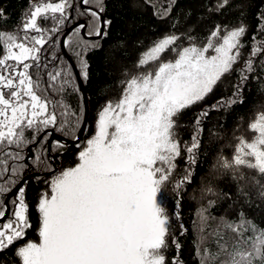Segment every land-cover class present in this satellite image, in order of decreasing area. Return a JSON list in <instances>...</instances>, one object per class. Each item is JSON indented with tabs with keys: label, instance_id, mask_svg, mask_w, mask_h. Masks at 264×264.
Segmentation results:
<instances>
[{
	"label": "snow or ice",
	"instance_id": "1",
	"mask_svg": "<svg viewBox=\"0 0 264 264\" xmlns=\"http://www.w3.org/2000/svg\"><path fill=\"white\" fill-rule=\"evenodd\" d=\"M90 2L82 0L85 6ZM95 2L98 11L86 7L80 15L90 20L79 24L66 38L69 45L73 36L80 38L82 47L76 55L85 80L88 63L83 52L90 45L80 33L101 37L107 34L102 29L111 23L100 15L103 0ZM227 2L222 0L218 9ZM172 3L174 0L160 13L162 17L171 10ZM71 7V0H39L30 4L18 30H0V176L10 173L19 178L25 164L9 168L8 160L25 161L24 148L36 144L33 162L51 177L48 191L41 193L36 206L39 242L26 241L17 247L15 255L21 264H183L180 244L171 236L173 224L165 186L173 182L178 192L185 183H191L192 166L201 148L202 121L211 110L243 103L241 85L248 79L246 73L255 71L253 57L264 53V39L253 36L251 54L240 69V83L233 96L221 98L201 111L190 142L182 143L177 132L182 126L178 124L179 115L204 101L222 77L233 70L245 47L242 38L247 30L244 26L222 29L217 25L204 46L191 43L194 38L189 36V46L182 48L176 44L179 36L165 35L138 62V67L144 68L154 64V70L138 72L122 82L119 99L107 101L99 110L94 133L76 154V163L57 168L50 162L55 158L49 149L66 145L47 138L58 130L79 140L75 132L82 127L81 116L63 96L75 84L71 65L65 61L49 69L46 50H42L52 38L48 33L60 31L68 21ZM48 21L52 22L51 28L44 26ZM260 31H264V24ZM171 46H176V58L161 60V54ZM52 59H57L55 53ZM248 130L253 133L251 139L234 132L237 143L231 157L221 151L214 165L218 175L231 173L241 193L240 181L260 183L254 176L246 178L244 169L264 177V112L256 114ZM182 154L187 167L173 181ZM15 183L12 179L0 183V195L9 192ZM202 191L217 195L210 184ZM10 204L9 210L0 200V220L9 212V218L0 224V251L24 239L32 227L23 187ZM214 204L209 200L208 208ZM208 208L201 207L197 211L199 224L194 222L201 233L196 246L199 264H264V228L247 220L243 213L233 221L221 217L209 233L216 237V251L205 246L207 222L215 219L206 215ZM170 236L177 249L171 259L166 255Z\"/></svg>",
	"mask_w": 264,
	"mask_h": 264
},
{
	"label": "trees",
	"instance_id": "2",
	"mask_svg": "<svg viewBox=\"0 0 264 264\" xmlns=\"http://www.w3.org/2000/svg\"><path fill=\"white\" fill-rule=\"evenodd\" d=\"M38 2L39 0H0V12L3 13L0 16V30L9 32L18 30L25 14L30 10V4ZM71 3L72 7L68 9V21L60 31L48 33L52 38L42 50H46L45 62H49V69L65 61L70 64L62 53L60 45L62 37L74 24L90 20L89 16L80 15L86 7L98 11L95 0H91L87 6L82 4V0H71ZM169 3L170 0H103L104 11L100 15L104 17V20L111 22L104 29L107 34L93 39L95 36H86L83 31L80 33V36L90 45L87 51L83 52V59L88 63V78L86 80L81 78L88 96V123L85 136L79 145L62 142L66 147L49 149L51 156L55 158L50 162H53L57 168H67L76 163V154L94 133L99 110L107 101L119 99L123 91L122 82L138 72L154 70V64L150 63L144 68L138 67V62L144 53L165 35L179 36L180 39L176 44L182 48L189 46V36L194 38L191 43L204 46L207 37L217 25L222 29L244 26L247 30L246 35L242 38L245 47L241 49V58L234 65L233 70L222 77L213 92L204 101L184 110L179 115L178 124L182 126L177 128V132L182 143L190 142L194 133V122L201 111L209 109L221 98L227 99L233 96L236 85L240 83V69L251 54L253 36L257 40L264 39V31H260L261 24H264V0H228L227 4L219 9L218 5L222 3V0H174L171 10L162 17L160 13L168 9ZM44 26L51 28L52 22H45ZM72 31L68 36L72 34ZM79 39V37L73 36L72 43L69 45L66 39L65 44L66 51L80 75V59L76 55L82 47V44L78 42ZM53 53L57 57L55 60L52 59ZM175 58L176 46H171L160 57L161 60H174ZM253 61L255 71L246 73L248 79L241 85L240 98L243 103L211 110L202 121L204 131L201 148L197 163L192 166L194 171L191 183H185L178 192L174 190L173 182L165 186L167 208L173 224L171 236H174L180 244L179 257L183 264H199L196 246L201 233L198 226L194 227V222L199 224L197 211L201 207L208 208L209 200L215 201V204L208 208L206 215L215 217V219L208 220V226L203 235L208 237L205 246L211 251H216L214 243L216 237L209 233L220 223L221 217L233 221L238 220L240 214L243 213L247 220L264 228V196L261 195V192L264 191L261 188V184H264V177L253 170L244 169L246 178L254 176L260 183L257 184L250 179L240 181L239 187H243V193H241L238 190L237 182L232 179L231 173L218 175L214 168L217 156L221 151L224 156L231 157L237 143L234 139V132L236 136L244 135L251 139L253 133L248 130V125L255 119L257 113L264 112V53L253 57ZM71 70L75 76V84L68 88L63 96L65 102L73 110L79 112L81 125H83L85 118L83 94L72 66ZM81 128L76 130L75 135L78 136ZM53 135L66 141H74L71 139V135H64L58 130L54 131ZM30 147L31 153L29 152ZM44 148H48V145L45 144ZM37 151L36 144H29L24 148L26 159L29 157L28 161L8 160L9 168L13 164H25L19 178L11 176L10 173L0 176V183L7 184L9 179L16 181L14 185L10 186L9 192L0 195V200H3L5 205L11 191L26 178L22 187L26 203L29 205V217L32 224V227L26 231L24 239L0 251V264H21L19 257L15 255L17 247L28 240L39 242L37 230L40 220L36 206L41 193L48 191V181L51 177L50 173L39 170L33 162ZM177 164L173 181L179 179L187 167L183 154L177 160ZM209 184L217 195H209L202 191ZM17 198L18 192L9 198L10 208H12L10 200ZM228 235L232 234L228 233ZM171 236L169 237L170 247L166 253L169 259L177 255V249L175 245H172Z\"/></svg>",
	"mask_w": 264,
	"mask_h": 264
},
{
	"label": "water",
	"instance_id": "3",
	"mask_svg": "<svg viewBox=\"0 0 264 264\" xmlns=\"http://www.w3.org/2000/svg\"><path fill=\"white\" fill-rule=\"evenodd\" d=\"M102 20H104V17H102ZM84 23V22H82ZM79 24H81V22L79 23H76L74 24L73 26H71L67 31L66 33L64 34V36L62 37L61 39V42H60V45H61V49H62V53L64 54V56L69 60L74 72H75V75H76V78L80 84V87H81V90H82V94H83V99H84V105H85V118H84V123L82 125V128L78 134L79 136V140H74V141H66L65 139H62V138H59L58 136L56 135H53L51 137V139H54V140H59L63 143H67V144H71V145H79V143L83 140L84 136H85V131H86V127H87V123H88V113H89V110H88V96H87V93H86V90H85V87H84V84H83V81L81 80V77L79 75V72L77 71V68L75 66V64L73 63V61L71 60V58L69 57L67 51H66V44H65V41H66V38L68 36V34L73 30L75 29ZM102 31H104V29H102ZM99 37H93V39H98ZM86 125V126H85ZM29 152L31 153V147L29 148ZM29 157L26 159L28 161ZM26 181V178L13 190L11 191V193L9 194L8 198L6 199V207L10 210V205H9V198L16 194L18 192V189L21 188L23 186V184L25 183ZM9 216V212H6L5 214V218L4 220H0V223L4 222Z\"/></svg>",
	"mask_w": 264,
	"mask_h": 264
},
{
	"label": "rangeland",
	"instance_id": "4",
	"mask_svg": "<svg viewBox=\"0 0 264 264\" xmlns=\"http://www.w3.org/2000/svg\"><path fill=\"white\" fill-rule=\"evenodd\" d=\"M89 139V138H88ZM87 141V140H86Z\"/></svg>",
	"mask_w": 264,
	"mask_h": 264
}]
</instances>
